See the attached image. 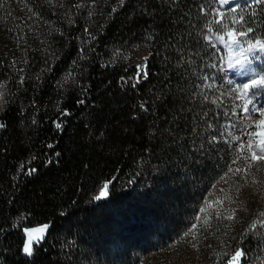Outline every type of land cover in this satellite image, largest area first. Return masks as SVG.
I'll list each match as a JSON object with an SVG mask.
<instances>
[{"label": "trees", "instance_id": "obj_1", "mask_svg": "<svg viewBox=\"0 0 264 264\" xmlns=\"http://www.w3.org/2000/svg\"><path fill=\"white\" fill-rule=\"evenodd\" d=\"M217 5L0 0V82L14 100L0 108V264H135L181 232L194 199L179 174H200L213 149L201 92L206 62L222 60L207 38ZM241 5L234 27L264 38V0ZM249 223L218 258L201 228L204 264H228L235 249L241 264H264V220ZM39 224L46 234L26 255L24 228Z\"/></svg>", "mask_w": 264, "mask_h": 264}, {"label": "rangeland", "instance_id": "obj_2", "mask_svg": "<svg viewBox=\"0 0 264 264\" xmlns=\"http://www.w3.org/2000/svg\"><path fill=\"white\" fill-rule=\"evenodd\" d=\"M257 1L233 0V3L253 5ZM222 11L228 10L225 8ZM216 17L219 19L217 13ZM210 33L215 34V31ZM245 39L255 41L247 37ZM211 42L222 55V60L218 63V59L212 56L206 62V75H204V86L201 92L204 99L213 106L211 109L213 116L208 120L205 132L213 148L210 166L202 169L198 175L190 174L187 169L180 172L181 180L190 179L193 184L192 214L179 234L171 233L165 240L163 247L158 249L160 254L155 251L145 254L136 253L132 256L136 259L135 264H204L201 256L204 240L199 237L201 228L209 233L214 242L209 254H214L218 258L220 255L225 256L224 250L229 246L228 242L234 240L237 235L239 229H236V226L239 222L248 219L249 226L253 229L257 226L259 218L264 220L262 215L264 208L260 215L257 207L252 209V204H262L264 207V159L252 160L251 158L252 151H255L257 156H264V151L256 147L257 140L252 141L253 149L249 150L246 147L248 143L246 132L257 131V129H245L242 123L247 121L252 124L264 117L253 113L249 120L247 115L242 113L243 102L236 99L239 93L233 92L235 86L242 85L249 78L247 76L249 70H245V76L242 79L236 78L230 72L232 67L240 68L235 61L243 60L244 54L240 53L241 45H233V50L229 51L227 47L216 44V41L211 40ZM243 47L246 48L247 45ZM252 63H255V73L264 74V57L260 55V58ZM256 100L259 104H264V94H258ZM2 105L3 101H0V108ZM197 143L196 140L195 144ZM241 144L245 145L242 153ZM238 156L242 158L238 159ZM236 168L242 171L236 172ZM149 178L148 175L144 176V181L150 182ZM224 220L225 223H222ZM44 225L48 226V224H39L25 227V244L28 242L29 235L25 229H43ZM46 231L47 229L33 235L42 234L44 238ZM191 242L192 252L183 254L181 250L183 244ZM237 250L239 249H235ZM239 264H241V258Z\"/></svg>", "mask_w": 264, "mask_h": 264}, {"label": "snow or ice", "instance_id": "obj_3", "mask_svg": "<svg viewBox=\"0 0 264 264\" xmlns=\"http://www.w3.org/2000/svg\"><path fill=\"white\" fill-rule=\"evenodd\" d=\"M123 2V0H122ZM221 5L226 6L227 13L220 9H215L216 13L219 16V19H215L210 22L207 27L209 29L212 28V25L215 24V39L219 42L220 45L227 47L229 51L233 50V45H241L240 53L243 55V60L237 59L235 61L236 65H239L240 68L244 70H250L253 75L244 82L242 85H237L233 88V92L239 93L236 97L237 100L243 102L242 113L246 114L248 119H251V115L253 113L264 117V104H259L256 100L258 94H264V74L255 73L254 67H252V61L258 60L260 58V53L264 52V38H257L255 41L245 39L249 33L253 32L251 27L236 29L234 27L235 24L239 23L243 25L244 17H243V5L234 4L233 0H219ZM240 13L239 20H233L231 24L225 23V18L231 13ZM209 41L213 39L212 35L208 36ZM243 45H247V47H243ZM250 54V55H249ZM146 59V58H145ZM232 65H230L231 67ZM231 83V81H229ZM6 85L0 82V88H4ZM5 95L8 96V100L6 103H14L12 99V93H0V100H4ZM251 106V107H250ZM243 127L245 129H257V131H247L246 135L248 137V143L246 147L251 150L254 145L252 143L253 140H257L258 143L256 147L260 148L264 151V119H260L255 123L249 124L247 121H243ZM3 124H0V127H3ZM58 128L59 124L56 125ZM245 145H240L241 153L244 151ZM242 158L238 156V159ZM252 160H260L264 159V156H257L255 151L251 153ZM235 163V161H234ZM35 171L34 169L29 170V174ZM236 172H241L240 168L235 169ZM108 183H105L101 188L98 195L94 197L96 200H100L103 197L108 196ZM264 215V214H262ZM231 218V217H230ZM47 225H44L43 229H25V232L28 233V242L23 247V252L29 256L33 254V243H39L41 239H43L41 235H33V233H42L45 229H47ZM244 255L242 250L235 251V254L230 258L228 264H239L240 258Z\"/></svg>", "mask_w": 264, "mask_h": 264}, {"label": "bare ground", "instance_id": "obj_4", "mask_svg": "<svg viewBox=\"0 0 264 264\" xmlns=\"http://www.w3.org/2000/svg\"><path fill=\"white\" fill-rule=\"evenodd\" d=\"M217 3H218V5H217V8H218V9L223 10L224 7L226 8V6L221 5V4L219 3V0H217ZM214 37H215V34H214ZM215 41H217V40L215 39ZM260 55H261V57H264V52L260 53ZM254 66H255V63H252V67H254ZM230 72H231L232 75H234V76H235L236 78H238V79H242V78L245 76V70H244V69H240V68L232 67V68L230 69ZM253 74H254V73H252V72L249 70L247 76L250 77V75H253Z\"/></svg>", "mask_w": 264, "mask_h": 264}, {"label": "water", "instance_id": "obj_5", "mask_svg": "<svg viewBox=\"0 0 264 264\" xmlns=\"http://www.w3.org/2000/svg\"><path fill=\"white\" fill-rule=\"evenodd\" d=\"M216 1H217V0H216ZM217 9H218V8H217ZM224 9H225V7L223 8V10H224ZM209 35H212V36H213V39H212V40H213V41H215L214 34H213V33H209V34H208V36H209ZM208 36H207V38H208ZM216 44H219V42H218V41H216Z\"/></svg>", "mask_w": 264, "mask_h": 264}, {"label": "clouds", "instance_id": "obj_6", "mask_svg": "<svg viewBox=\"0 0 264 264\" xmlns=\"http://www.w3.org/2000/svg\"><path fill=\"white\" fill-rule=\"evenodd\" d=\"M4 91H3V89L2 88H0V93H3ZM0 101H2V100H0Z\"/></svg>", "mask_w": 264, "mask_h": 264}]
</instances>
